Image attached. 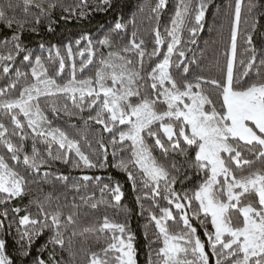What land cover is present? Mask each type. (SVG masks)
<instances>
[{
	"label": "snow or ice",
	"instance_id": "6c2138e0",
	"mask_svg": "<svg viewBox=\"0 0 264 264\" xmlns=\"http://www.w3.org/2000/svg\"><path fill=\"white\" fill-rule=\"evenodd\" d=\"M101 3L105 7L113 6L111 0H101ZM166 3L167 0H156L149 9L147 18L156 21V26L151 30L155 44L151 53L145 52L146 41L134 30L131 39L119 51H109L107 57L101 54L100 68L94 79H77V68L73 63L71 78L66 82H62L67 67L66 58L60 50L55 45L49 49V52L56 49L58 60V68L53 67L51 71L54 75H50L41 56L22 45L21 33L27 21L17 20L6 11L16 5L9 0L0 6V23L12 30L11 39L0 45V75L6 81L0 86V110L10 119L12 126L10 131L8 125L0 122V148L6 149V153L0 155V206H3L0 210V217L3 218L0 219V229L4 230V235H0V264H29V258L30 264H76L71 245L66 249L64 240L65 232L76 224L74 212L67 216L59 211L48 212L44 203L37 201V217L33 218L30 214L18 216L19 238L11 251L7 239L16 219L13 217L9 220V205L11 201L25 195L29 172L40 173L46 166L51 167L50 161L85 169L106 166L107 145L103 135L95 141L103 151L89 154L81 146V141H84L91 148L92 142L87 135L81 134L75 138L61 128L51 127L40 106V99L61 96L64 99L62 105L54 100L47 104L53 114L63 112L68 117H74L78 116V112L73 109L82 113L87 108V119L94 120L102 126L103 133L111 135V166L127 175L134 192L138 184L145 190L142 197L137 195L138 203L142 199L150 201V207L145 209L148 212L147 223L144 224L145 238L148 239L149 226L154 225L157 239H163V246L156 251L157 260L153 262L150 257L149 264H213V260L214 264H264V54L258 57L256 50L251 47L255 21L251 30L243 34L244 44L248 46L245 49L247 55L239 60L243 71L237 74L234 66L238 41L241 39L239 25L242 2L235 0L222 53L226 70L222 69L220 79H209L202 74H192L189 65H197V60L193 58L189 61L186 53L192 51L189 45L197 42L195 37L202 29L210 0H198L196 4H193V0H180L171 18V27L165 28V37L159 27L160 12ZM32 7L38 9L41 15L46 12L44 5L37 0H23L25 12ZM54 7L55 4L48 5V9ZM255 7L250 5L249 13ZM63 11L67 15L62 16V19H84L88 16L83 9L64 8ZM139 11L144 12V9L140 8ZM35 23L39 24L40 20L37 19ZM128 23L135 29V16ZM125 28L123 18L116 20L114 27L97 39L96 43L111 49L113 34L118 35L119 30ZM185 29L189 34L186 40L182 38ZM52 30L48 28L49 32ZM31 31L37 32V29L33 27ZM166 40L167 51L163 53L162 60H156L161 55L160 46ZM82 41H87L83 49L79 47ZM75 45L76 52L72 43L65 45L67 60H74L77 53L84 57L87 52V59L81 60L80 64V70L83 71L92 63L94 45L88 34L76 39ZM39 47L43 50L45 45L41 43ZM121 53H135L139 57V67ZM146 55L150 61L147 68L144 64ZM174 55L177 56L175 61L172 59ZM17 57L22 59L30 73L13 67ZM49 59H52L51 55ZM257 59L259 64L256 63ZM173 67L176 75L171 71ZM254 68L256 79L253 80L251 73ZM13 72L14 78L9 79ZM21 80L24 83L19 87L18 95L13 96ZM109 80L111 85L106 83ZM140 80H145V86L150 91L141 92ZM206 83L214 86L216 100L205 93L203 84ZM132 97H137V101L134 102ZM93 111L95 116L92 115ZM25 124L31 130L33 139L31 155L23 143L29 135ZM45 124L48 128H44ZM14 137H18V141H14ZM147 138L154 141L155 147L162 151L165 158L171 151L191 160L189 168L195 169L197 177H201L191 194L186 191L181 195L176 191L177 175L173 174V170L179 173L180 168L174 162L170 170L166 164L158 161L152 153V147L146 142ZM36 140L45 146L46 155L42 156L36 148ZM126 142L130 144L126 145ZM125 147L130 154L116 162L117 151ZM71 153L75 154V158ZM93 156H96L95 160ZM8 160L16 165L22 162L24 171L10 166ZM49 175L45 171L44 179ZM184 178H190L187 172ZM58 179L67 180V177ZM82 179L95 180L98 185L102 181L100 176L84 175ZM108 179L111 180V177ZM99 191L102 197L109 193L111 199L97 200L92 195L80 198L92 209H97L100 205L117 207L124 195L118 182L115 186L103 183ZM45 199L50 202L52 197ZM160 200L168 206H161ZM141 207L143 209L142 203ZM173 207L179 221L172 211ZM153 209H158L160 214L157 215ZM20 211L19 207H11L13 214H19ZM189 213L204 229L203 236L206 239L201 238L197 227L190 222ZM209 219L211 229L208 228ZM4 220H9L7 227ZM167 221L181 223L182 226L170 231ZM99 228L102 232L108 230L110 239L99 252L88 251L84 257L85 264H136L135 236L128 230L126 222H116L105 215ZM45 230L51 235L39 251L43 252L51 245L52 251L47 259L34 256L30 251L35 240ZM73 235H76L74 228ZM57 246L61 256L67 251V259L56 258Z\"/></svg>",
	"mask_w": 264,
	"mask_h": 264
},
{
	"label": "trees",
	"instance_id": "16d2710c",
	"mask_svg": "<svg viewBox=\"0 0 264 264\" xmlns=\"http://www.w3.org/2000/svg\"><path fill=\"white\" fill-rule=\"evenodd\" d=\"M9 0H0V6L8 3ZM11 2L16 5L13 9H6L9 16H15L17 20L27 21L25 25V30L21 33L22 45L31 49L35 55H39L42 58V62L49 69V74L54 75L51 71L53 67L58 68V60L56 59V49L60 50L62 56L66 58L67 67L63 74L62 82H66L71 78L72 64L75 63L77 71V79H87L95 77L96 71L100 68L101 54L104 57L108 56L109 51H119V49L131 39L132 32L134 30L138 31L139 36H142L146 41L144 49L146 53H151L154 44V35L152 33V28L156 26V21L149 20L147 17L149 15V9L154 6L156 0H111V7H105L102 5L101 0H37V2L44 5L46 12L41 15L38 9L32 7L28 12L23 9V0H11ZM242 10H241V21L239 25V30L241 33V39L238 41V54L237 60L234 66V72L239 74L243 71L239 60L245 58L247 53L245 49L248 47L244 44L243 34L246 30H251V25L255 21V31L253 32V47L256 50L257 56L264 54V0H241ZM180 0H167L166 7L160 12V27L159 30L166 37L165 28L171 27V18L175 15L177 5ZM198 3V0H193V4ZM49 4H55L56 7L48 9ZM235 0H210L208 9L205 12L204 19L202 21V29L198 31L195 39L196 44L189 45L192 51L187 52L186 55L189 61L193 58L197 60V65L190 64L189 67L192 70V74H202L203 76L212 79H220L222 69L226 70V61L222 55L224 51L225 40L228 35V30L230 27L231 14L234 10ZM250 5H256L251 13L248 9ZM64 8H72L76 10L83 9L88 13V16L84 19H78L77 17H69L68 19H62V16H66L67 13L63 11ZM143 8L144 12H140L139 9ZM50 13V14H49ZM133 16L136 20V28L134 29L128 21H130ZM123 18V22L126 23V28L119 30V34L114 35L113 47L109 49L108 47H101L96 43V40L102 38L105 33L109 31L110 28L114 27L116 20ZM39 19L40 23L36 24L35 21ZM194 22V20H193ZM15 27V25L13 26ZM35 27L37 32H32L31 28ZM51 27L53 30L48 31ZM82 34H88L94 45V53L92 57V63L88 64L83 71L80 70L81 60L87 59L88 53L85 52L84 57H81L78 53L75 54L74 60H67V53L65 50V45L72 43L74 52H76L77 46L75 45V40L79 39ZM188 32L185 29L182 32V38H188ZM12 36V30L8 29L4 24L0 23V45L3 44L5 40H10ZM139 42V41H137ZM43 43L45 45L44 49L41 50L39 45ZM52 45L56 46V49H49ZM87 41H82L79 46L81 49L85 48ZM11 46V45H9ZM161 55L156 57V60L163 59V53L167 51V40L165 44L161 45ZM51 55L52 59H49ZM121 55H127L129 59H132L134 64L139 67L138 61L139 57L135 53H128ZM173 61L177 59V56L172 57ZM34 63V59H33ZM119 63V61H117ZM150 61L147 55L144 59L145 67L147 68ZM257 64H259V59H257ZM154 66V65H153ZM13 67L20 68L21 71H27L30 73V69L24 67V62L20 57L14 62ZM119 70V69H118ZM173 75H176V69L173 67L171 69ZM14 72L9 77V79L14 78ZM252 79H256L255 68L252 69ZM29 79L30 75H29ZM61 78H58V80ZM145 79L147 77L145 76ZM247 79V77L245 78ZM6 83L4 76L0 75V86ZM24 81L21 80L17 87V90L12 93L13 96L18 95L19 87L23 85ZM111 85V81L106 82ZM141 87V92L150 91L149 88L145 86V80H140L138 82ZM205 93H207L210 98L216 100V90L211 84H203ZM134 102L137 101V97L131 98ZM54 100L57 104L62 105L64 103L63 97H50L41 98L40 106L44 111V115L47 116L48 120L51 122L52 128H61L69 133L70 136L79 138V135H87L88 139L92 142L91 148L81 141L82 149L89 154L93 152H102L96 144V139L101 135L105 138V144L107 145V162L104 168L95 169H85V168H75L70 164H64L60 161H50L51 167H45L40 173L29 172L28 173V189L23 197L17 198L10 202L9 205V220L15 217V222L12 224L10 234L7 236L9 241V251H11L12 245L18 240V216L25 214H30L33 218L37 217L39 211V205L37 201L43 202L45 210L48 212L59 211L64 216H67L70 212H74V219L76 224L70 227L64 235L65 248L67 249L71 245V250L75 254L76 264H85L84 257L88 251L99 252L100 248L106 246V241L110 239L111 233L108 230L103 232L99 228V224L103 222V217L107 215L110 220L127 223V228L131 233L134 234V247L136 250V264H149V259L151 257L152 261L157 260L156 251L163 246L162 237L157 239L156 230L154 225H150L148 229V239L145 238L144 224L147 223L148 212L145 209L150 207V201L141 200L140 203L137 202V195L143 196L142 185H137V191H133L132 183L127 179V175L124 172L117 170L112 167L113 163V146L110 143L111 135L102 132V126L95 123L94 120H88L89 110L86 108L82 113L78 109H73V111L78 112V116L68 117L64 115L63 112L53 114L51 108L47 106L48 102ZM163 107V106H160ZM95 111L92 115L95 116ZM82 117V118H80ZM23 120V117H20ZM0 122L5 123L9 126L11 131L10 119L6 117L2 110H0ZM124 127V126H120ZM44 128H48L45 124ZM25 130L29 133L28 137L23 141L25 145V150L29 155H31L33 147V139L31 136V130L27 129L25 124ZM162 136L163 133H160ZM14 141H18V137L13 138ZM118 139V136H117ZM146 142L152 147V153L155 158L161 163L166 164V166L171 170V165L175 162L180 168V172L176 173L173 170V174L177 175V184L174 186L177 192L183 195L184 192L191 194L195 187L198 186L201 177H197L195 169L189 168L190 159H185L176 153L169 151L167 158L164 157L162 151L156 148L154 141L151 138H147ZM130 142H126V145ZM36 148L40 151L41 155L44 156V145L36 140ZM119 149V145L116 146ZM6 149L0 148V155H4ZM55 154V148H54ZM130 154L129 149L125 147L122 150H118L116 154V162L119 161L121 157L127 158ZM75 158V154H70ZM194 158V153L192 154ZM93 160L96 156L92 157ZM6 159L8 157L6 156ZM101 159L103 157L101 156ZM10 166L16 167L18 171L23 172L24 166L22 162L16 165L11 160H8ZM247 167V166H245ZM47 171L50 175L47 179H44L43 173ZM187 172L189 179L184 178V173ZM100 176L102 181L97 184L95 180L84 181L82 176ZM67 177V180L58 179V177ZM111 177V180L108 178ZM222 179V177L220 178ZM119 183L124 193L120 204L117 207H108L107 205H100L97 209H92L88 204L81 200V196L92 195L95 199L99 200L101 198L105 200H110V194H102L99 188L103 186V183H110L115 186ZM79 188V192H77ZM51 196V201H47L45 198ZM57 197L59 199L57 200ZM143 204V209L141 207ZM75 204L76 207L73 208L72 205ZM161 206H168L165 201L160 200ZM11 207H19L21 211L19 214H13L11 212ZM3 206H0V210ZM157 215H159L158 209H153ZM172 211L176 215V210L173 207ZM235 215H238L236 213ZM190 222L193 226L197 227L198 234L202 239H206L203 236L204 229L199 225L197 220L191 217L189 213ZM41 219L43 217H40ZM0 219H3L0 217ZM242 220V217L240 218ZM9 220H4L5 227L8 226ZM176 220L179 221V216L176 215ZM50 223V221H49ZM170 231H174L182 226L181 223H174L173 221H167ZM73 228L76 231V235H73ZM208 228L211 229V223L209 219ZM88 229V231H85ZM0 235H4V230L0 229ZM50 232L45 230L44 234L37 238L31 248L32 255L42 256L47 259L49 253L52 251V246L48 245L47 249L43 252L39 250L44 246L49 236ZM155 241V243H150ZM68 253L65 251L63 256H61L59 246H57V259H67ZM31 258H29V264ZM214 264V260H213Z\"/></svg>",
	"mask_w": 264,
	"mask_h": 264
}]
</instances>
